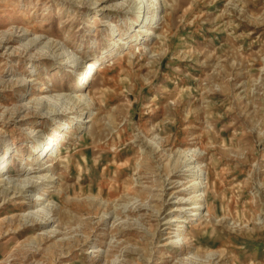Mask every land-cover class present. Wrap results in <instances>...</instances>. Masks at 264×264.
Returning a JSON list of instances; mask_svg holds the SVG:
<instances>
[{
    "label": "rangeland",
    "instance_id": "obj_1",
    "mask_svg": "<svg viewBox=\"0 0 264 264\" xmlns=\"http://www.w3.org/2000/svg\"><path fill=\"white\" fill-rule=\"evenodd\" d=\"M129 1L0 0L15 49H0V79L32 78L0 85V157L16 148L10 175L52 177L33 192L52 185L56 230L22 223L37 202L0 184V264H264V0H160L155 24ZM18 29L40 42L21 49ZM42 96L59 119L16 123V106ZM29 128L60 154L38 156Z\"/></svg>",
    "mask_w": 264,
    "mask_h": 264
},
{
    "label": "bare ground",
    "instance_id": "obj_2",
    "mask_svg": "<svg viewBox=\"0 0 264 264\" xmlns=\"http://www.w3.org/2000/svg\"><path fill=\"white\" fill-rule=\"evenodd\" d=\"M129 2L134 3V4L136 3V4L142 5L144 7V10L146 12L145 13L146 14L145 24L148 21H150L152 24H155L156 22H158L160 20L161 12H162V6H161L160 0H130ZM14 36L18 37L19 41L21 40L20 47H21V49H24V50H28V49H30V47H36L37 44L40 42L39 40L41 37L40 35H34L31 38H28L27 32L24 30H20V29H18L15 32ZM46 40H47L46 42L50 41L48 39H46ZM146 43H147V37H142L140 39H135L134 41L129 42L127 47H128V49H136V48L146 46ZM54 44L55 45L58 44V47L60 48V50L64 54L68 55L73 60H76V57L74 56V54L71 51H68V49L62 43L55 42ZM48 46H49V43H48ZM42 48L43 47H39L37 50H39V52H45V50ZM51 48L52 47H50V49ZM0 49L2 50L1 54L4 56H7V57L11 56L15 50L10 45V38H8V36L5 34L4 31H0ZM113 56H114V53H113L111 59L115 58V57L113 58ZM76 65H77V63L74 64L75 67H77ZM33 68H34L33 66L30 68L31 73L33 71L32 70ZM90 71H91V69L88 72H86L82 77H80L78 79V81L76 82V85H75V89L73 91H75V92L79 91L82 88H84L85 85L88 84V81H89L88 75H89ZM2 78L3 79H0V85H10L11 87H13V86L18 87V88L19 87H28L32 83V78L30 79V78L20 77V76L18 77L17 75H14V74L10 75L6 78L5 77H2ZM47 90H49V89H47ZM55 96L56 97L58 96L60 98V96H62V94H58V95L56 94ZM70 96L71 95H69V97ZM57 99H53L52 96H42V97H39L37 100H35L33 103H29L30 100H28V102L25 101V102L18 104L16 106L17 108H16V111L14 113L15 122L19 123V124L23 123V122H25L24 121L25 119L30 118L32 116H37L41 119H47V120L50 119L52 121L59 119V117L61 115V111H59V110H62L61 108H63V107L60 105L61 103H59L57 101ZM78 100L80 103H84V104H87V103H89L88 101H91V99H90V97H88V95H82L79 97ZM30 113H31V116L28 115ZM87 121L88 120L82 121V119L81 120L79 119V120H76V123L77 122H83L84 123ZM69 123L70 122H67V121L62 122V125L60 127V131L65 130V129L66 130L69 129L71 127V125ZM37 124H41V123L39 121H37ZM20 129L23 130V128L21 126H20ZM28 133L31 135V137H34V138L41 136L40 139L35 140L36 146L34 147V149L36 150L35 153L38 156L43 157L49 152H50V154H53V153L58 154V155L60 154L59 151L53 147V145H52L53 139H51L49 136H46L43 134L41 135V133L39 131H36L34 128L33 129L29 128ZM10 144H12L11 140L6 139L5 145L9 147ZM11 152H14V154L11 155L10 154ZM16 156H18V153H17L16 148H14L8 152V156L5 152L0 157V184L3 186L2 190L6 193L11 192V196H14L15 187L20 186L19 192L21 195H23L24 198L27 199L26 201H28V202H30V201L34 202L35 201V202H37V205H38V207L24 211L23 213L20 214V218L22 220V223H24L26 225H30V226H33L34 224L39 225L40 227H47L48 226V228H46V229H44V231H42V234L56 233V230L53 228L54 226L51 225L53 223L54 219L52 218V216L50 214L51 211L54 210L55 204H53V201H51L47 198H44V196H47L49 193H51L53 191V189L51 188L52 185L50 184L45 189H43V192L40 193L39 195H37L35 192H33L36 189V187L40 186L41 184L48 182V181L49 182L52 181L53 180L52 177L47 173L36 174L32 171V167H28L26 165H24L20 170H18V172H17V174H15V176L10 175L9 174L10 171L8 170L9 163H8L7 159H13ZM188 163H189V161H188ZM187 169H190V171L192 173H196V175L203 176L202 174L204 172L199 169V165H197V166L193 165V166H191V168L189 167ZM200 183H201L200 180L195 182L196 186H198L199 188L201 187ZM176 184L178 186H181L178 183H176ZM185 190H186V188H185ZM180 191H184V188L183 189L181 188ZM201 194L202 193L199 192L196 196H198L199 199H201L200 198ZM191 201H192L191 198H184V197H179L176 195L174 200L172 201V203L174 205H188L187 203L191 202ZM198 208L200 210L203 209L200 206V204H198ZM196 214L194 213L193 215H196ZM166 222H168V221H166ZM180 240L181 239L179 237L176 238V242L180 241ZM191 259H193V261L197 260V258L194 256Z\"/></svg>",
    "mask_w": 264,
    "mask_h": 264
}]
</instances>
